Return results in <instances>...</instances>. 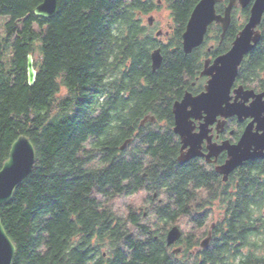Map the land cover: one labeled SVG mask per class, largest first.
<instances>
[{"label":"trees","instance_id":"16d2710c","mask_svg":"<svg viewBox=\"0 0 264 264\" xmlns=\"http://www.w3.org/2000/svg\"><path fill=\"white\" fill-rule=\"evenodd\" d=\"M197 1L174 8L179 26ZM41 2L0 0V169L21 135L31 140L36 153L33 171L0 207V218L16 247L12 264H94L90 249L102 244L104 231L105 247L120 245V231L127 226L107 204L127 191V183L183 189L185 170L175 159L169 116L172 102L181 96L182 74H195L200 64L195 55L165 53L152 72L155 44L135 14L141 10L139 1L61 0L49 20L33 15ZM28 54L37 72L32 87L27 83ZM263 54L245 59L239 76L261 73ZM146 116L155 123L140 126ZM161 123L157 132L145 134ZM128 139L132 144L121 151ZM135 142L137 148L125 158ZM104 190L105 215L92 196ZM174 197L181 202L180 193ZM248 206L243 201L237 205L238 247L246 245L241 232L251 230L247 224L257 222L243 221L250 218ZM175 208L159 210L172 216L164 222L184 213V204ZM251 209L255 213L261 205L254 203ZM148 241L156 246L152 238ZM137 256L141 263L155 264L144 254ZM124 263L118 257L109 260Z\"/></svg>","mask_w":264,"mask_h":264},{"label":"flooded vegetation","instance_id":"af4514ba","mask_svg":"<svg viewBox=\"0 0 264 264\" xmlns=\"http://www.w3.org/2000/svg\"><path fill=\"white\" fill-rule=\"evenodd\" d=\"M131 1H139L141 10L135 11V14L141 21L144 32L155 44L150 56L153 51L159 50L163 60L165 53L175 55L180 51L184 56L195 55L200 64L195 74H182L181 85L177 88L181 96L172 102L169 116L172 148L176 162L184 166L186 182L182 185L181 192L174 191L173 189L179 187L174 188V185L163 187L143 182L139 186H131L127 183V191L120 196L136 197L141 200L142 205L128 207L127 214L122 218L127 228L120 231L122 240L119 247H105L104 231L102 244L90 249L89 259L94 264H109V260L115 257L123 260L124 264H148L141 263L137 258V255L144 254V259H154L155 264H158L157 257L162 260L160 264H264V150L260 151L264 148V70L261 73L255 72L257 77L254 76L255 73L247 76L237 74L229 89V100L226 103L220 105L219 109H203L195 117H189V131L183 143L174 133L175 119L172 113L173 104L181 102L185 95L195 98L207 92L212 76L202 74L205 67H211L233 49L240 34L250 22L251 10L256 0H249L245 5H242L241 0L216 2L215 16L221 20L226 17L229 8L227 26L217 21L210 23L201 45L190 53L184 51L183 34L192 11L202 0L193 5L183 26L176 23L173 14L177 15L174 8L186 0ZM163 4L170 14L171 22L159 24L154 15L159 13ZM144 16H148L146 23ZM256 35H259L258 42H250L252 49L244 55L242 62L253 54L264 53V12L259 25L253 30V37ZM261 60L264 61V54ZM238 109L247 111V115L230 113ZM258 109L262 111L259 112ZM191 111V107H187V112ZM246 133L248 140L241 143ZM193 153L197 155L188 161H178L180 155L191 157ZM258 153L260 157L243 161L238 167L226 172L228 163L233 159L237 160L241 154ZM142 178H148V170ZM245 179H248L247 184H244ZM245 186L246 190L242 191ZM179 193L182 195L181 202L174 197ZM92 196L97 210L105 215V190L103 193H93ZM241 201L245 205L249 203L250 218L244 216L243 221L250 222L255 219L257 222L252 227L250 223L247 224V229L251 230L241 232L246 245L238 247L237 205ZM179 203L184 204V213L174 220L169 218L170 221L164 222L169 215L163 214V209L167 206L176 209L175 205ZM254 203L261 205L260 211L255 212L257 216L253 215L255 213L251 209ZM159 210L163 213H159ZM150 215L159 225H148ZM181 218L191 225L187 232L176 225ZM173 227L180 230V238L176 243L168 245L167 235ZM126 238H130L135 245L130 246ZM151 238L156 246H152L148 241ZM74 239L77 241L79 236ZM139 243L143 245L139 246Z\"/></svg>","mask_w":264,"mask_h":264},{"label":"water","instance_id":"95a60500","mask_svg":"<svg viewBox=\"0 0 264 264\" xmlns=\"http://www.w3.org/2000/svg\"><path fill=\"white\" fill-rule=\"evenodd\" d=\"M60 1L61 0H42L33 10V15L48 20L54 18L58 12ZM218 1L221 0H202L195 6L186 26V31L183 34V45L186 53H190L194 48L201 45L207 27L213 21L221 22L224 26H227L229 8L224 19L221 20L217 18L215 16L214 6ZM241 1L242 5H245L249 0ZM263 12L264 0H256L251 10L252 15L250 22L240 34L233 49L226 56L214 62L211 67H205V71L202 74H209L212 76L207 87V92L195 98H192L190 95H185L181 102H175L173 104L172 113L175 119L174 133L180 137L182 143L185 142L184 138L189 131L187 126L189 117H195V115L199 114L203 109L210 111L215 107L219 109L220 105L229 100V89L238 74V69L243 57L252 49L250 42L253 40L256 44L259 40V35H256L255 38L253 37V30L259 25ZM150 59L151 70L155 73L162 63L159 50L153 51ZM26 71L27 83L32 87L36 82L37 76L32 54L27 55ZM187 107H191L192 111L190 113L187 112ZM258 111L261 112L262 109H258ZM230 113H237L238 115L243 113L247 115L246 113L248 112L238 109ZM147 123H155V118L153 116H146L140 122V126H144ZM247 140L248 133L243 136L241 143ZM132 142V139L126 140L120 150H126ZM182 149H184V146ZM263 150L264 148L260 151L263 152ZM192 155L191 157L180 155L178 161L184 163L197 154L193 153ZM260 156L259 153L254 155L241 154L237 160L233 159L228 163L225 168L226 172L228 173L230 170L238 167L243 161L253 160ZM35 159V148L31 140L25 135L19 136L12 143L8 157L0 169V207L12 199L15 190L31 174ZM179 238L180 230L177 227H173L167 235L168 245L176 243ZM15 251L16 247L7 235L0 218V264H12Z\"/></svg>","mask_w":264,"mask_h":264},{"label":"rangeland","instance_id":"374dc122","mask_svg":"<svg viewBox=\"0 0 264 264\" xmlns=\"http://www.w3.org/2000/svg\"><path fill=\"white\" fill-rule=\"evenodd\" d=\"M155 19H157V21L159 22V24H164L166 23V21L171 22V17L170 14L166 8V6L163 4L161 5V8L159 9V13H156L155 15ZM148 16H144V23H146V19ZM4 21V20H3ZM163 29V28H162ZM165 30V29H163ZM0 31H1V35L4 34V29L3 27H0ZM36 54H39V51L36 50ZM164 124V123H163ZM163 124H159L152 126L151 128H147V130L145 131V134L152 132V130H155L157 132V128L160 126H163ZM137 148V144L136 142L129 147V150L125 156V158L128 157L129 154H131L133 152V150ZM147 158H145V162H147ZM141 200H137L136 197H121V196H116L114 199H112L108 204L107 207L110 209V211L117 216L118 218H123L125 217V215L127 214L128 211V207L129 206H141ZM158 224L157 221L155 220L154 217H152L151 215L149 216V224ZM159 225V224H158ZM176 225L183 230L184 232H187L188 230L191 229V225L188 224V222L184 219L181 218L178 222H176ZM171 226V225H170ZM127 228V227H126ZM125 228V229H126ZM129 230H133L132 228L128 227Z\"/></svg>","mask_w":264,"mask_h":264},{"label":"bare ground","instance_id":"6f19581e","mask_svg":"<svg viewBox=\"0 0 264 264\" xmlns=\"http://www.w3.org/2000/svg\"><path fill=\"white\" fill-rule=\"evenodd\" d=\"M42 19V18H41ZM211 41V40H210Z\"/></svg>","mask_w":264,"mask_h":264}]
</instances>
